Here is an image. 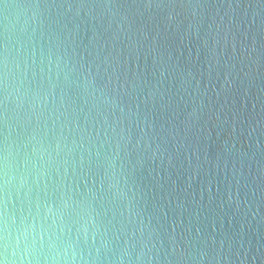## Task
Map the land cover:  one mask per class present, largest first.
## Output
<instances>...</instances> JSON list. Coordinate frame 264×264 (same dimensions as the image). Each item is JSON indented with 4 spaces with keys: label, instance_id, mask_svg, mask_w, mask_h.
I'll use <instances>...</instances> for the list:
<instances>
[{
    "label": "water",
    "instance_id": "water-1",
    "mask_svg": "<svg viewBox=\"0 0 264 264\" xmlns=\"http://www.w3.org/2000/svg\"><path fill=\"white\" fill-rule=\"evenodd\" d=\"M45 4L59 37L51 46L147 117L152 148L142 164L133 151L129 183L160 249L153 264H177L174 248L206 253L179 264H264V0H0V40ZM49 35L37 32V64ZM65 91L67 111L54 128L49 121L50 136L83 144L69 172L98 183L103 117Z\"/></svg>",
    "mask_w": 264,
    "mask_h": 264
},
{
    "label": "clouds",
    "instance_id": "clouds-1",
    "mask_svg": "<svg viewBox=\"0 0 264 264\" xmlns=\"http://www.w3.org/2000/svg\"><path fill=\"white\" fill-rule=\"evenodd\" d=\"M53 23L45 4L24 21L19 33L6 30L0 40V107L8 127L0 141V264H153L160 249L144 225L134 181L129 183L136 170L133 151L142 164L152 148L147 117L141 120L139 105L126 110L118 92L97 87L91 68L79 65L66 50L54 49L53 38L59 37ZM45 29L50 46L46 51L41 47L37 64L36 35L39 31L43 36ZM38 73L40 83L34 86ZM66 88H75L85 105L103 117L100 148H106L98 183L81 182L74 170L69 172V157L83 144L69 143L62 134L50 136L49 121L54 128L66 114ZM18 128L25 130L23 139ZM96 156L100 158L99 150ZM173 252L177 264L206 255L176 248Z\"/></svg>",
    "mask_w": 264,
    "mask_h": 264
}]
</instances>
